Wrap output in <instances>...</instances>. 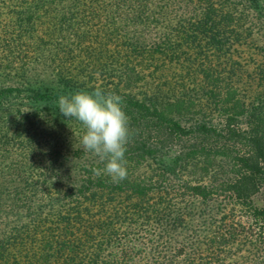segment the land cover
Listing matches in <instances>:
<instances>
[{
	"label": "trees",
	"instance_id": "16d2710c",
	"mask_svg": "<svg viewBox=\"0 0 264 264\" xmlns=\"http://www.w3.org/2000/svg\"><path fill=\"white\" fill-rule=\"evenodd\" d=\"M2 16L0 264H264V0H0ZM96 87L129 117L119 183L58 108Z\"/></svg>",
	"mask_w": 264,
	"mask_h": 264
},
{
	"label": "clouds",
	"instance_id": "9594fccd",
	"mask_svg": "<svg viewBox=\"0 0 264 264\" xmlns=\"http://www.w3.org/2000/svg\"><path fill=\"white\" fill-rule=\"evenodd\" d=\"M60 112L75 118L83 128L82 149L98 157L104 168H93L95 176L107 175L115 183L127 178L125 153L130 139L129 117L123 108V97L101 87L94 91H77L61 95Z\"/></svg>",
	"mask_w": 264,
	"mask_h": 264
},
{
	"label": "rangeland",
	"instance_id": "374dc122",
	"mask_svg": "<svg viewBox=\"0 0 264 264\" xmlns=\"http://www.w3.org/2000/svg\"><path fill=\"white\" fill-rule=\"evenodd\" d=\"M6 19H5V17L4 16H2V18L0 19V23H1V21L4 23V21H5ZM2 23V24H3ZM0 35L2 36V32L0 33ZM4 51H6V49L4 48V46L0 43V57H2L1 56V54H3L4 53ZM13 51H14V54H16L17 52H21L22 51V53L24 54V58H26V56H30V54L32 53V51H33V49H20V48H13ZM26 53V54H25ZM5 54V53H4ZM23 54H21V55H23ZM27 59V58H26ZM17 63H19V62H17ZM17 65V64H16ZM70 129H73V131H74V127H71Z\"/></svg>",
	"mask_w": 264,
	"mask_h": 264
}]
</instances>
